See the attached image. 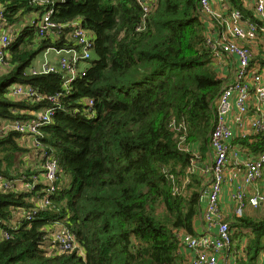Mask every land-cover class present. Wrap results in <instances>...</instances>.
I'll return each mask as SVG.
<instances>
[{
    "label": "trees",
    "instance_id": "16d2710c",
    "mask_svg": "<svg viewBox=\"0 0 264 264\" xmlns=\"http://www.w3.org/2000/svg\"><path fill=\"white\" fill-rule=\"evenodd\" d=\"M152 3L145 14L138 0H0L3 26L25 22L0 70V126L53 109L30 139L39 144L34 161L49 152L61 170L53 189L41 180L31 186L40 162L12 170L27 135L0 127V175L26 187L0 190V233L9 236H0V264H188L179 235L195 234L204 178L186 171L195 161L208 163L221 80L203 46L197 0ZM49 8L61 26L55 39L26 22ZM74 22L93 33L94 43L86 73L64 92L62 72L30 69L47 48L74 45ZM255 47L264 64V45ZM54 55L49 50L50 60ZM13 83L58 96L14 97ZM240 142L248 153L264 152L261 135ZM44 199L49 204L39 207ZM258 210L225 219L237 264H259L264 209ZM58 227L75 236L84 255L51 249L48 235Z\"/></svg>",
    "mask_w": 264,
    "mask_h": 264
},
{
    "label": "built area",
    "instance_id": "2783aa9c",
    "mask_svg": "<svg viewBox=\"0 0 264 264\" xmlns=\"http://www.w3.org/2000/svg\"><path fill=\"white\" fill-rule=\"evenodd\" d=\"M37 1L44 3L46 0ZM138 1L143 13L147 14L153 0ZM196 9L204 30L203 46L209 51L212 64L217 68L221 87L212 102L215 112L208 135L209 164L200 166L195 161L186 171V174L199 172L204 178L201 199L205 194V205L200 211L202 232L180 234L179 244L183 250L192 254L188 264H232L234 251L230 248L231 232L219 212L221 192L226 180L230 182L234 179L231 195L233 215L241 217L247 208L264 209V184H259L264 178V152L251 154L245 151L241 142H233L235 134L231 128L232 124L238 129L247 123L251 128L248 137H264V64L254 58L257 43L264 45V0H197ZM2 12L3 6L0 4V21L3 20ZM53 12L49 8L42 13H34L26 22L37 27L38 36L55 39L59 36L61 26L52 20ZM20 27L21 24L3 26L0 23V70L6 65L9 55L6 49L18 36ZM71 33L70 38L74 44L72 47L47 48L37 64L30 69L32 74L62 72L64 92L70 89L73 80L86 73L94 43L93 33L81 28L77 22L73 23ZM49 50L55 53L54 60L49 59ZM9 90L14 97H30L37 102L53 101L58 96H43L30 86L17 83H13ZM251 97L254 98L255 105L250 115L248 101ZM87 103L92 104V100L87 99ZM53 113L51 108L39 110L34 113V119L5 122L0 127L3 131L18 130L30 137L51 121ZM241 137L246 138L247 135ZM32 143L35 147L39 145L33 140ZM38 157L41 171L33 176L31 186L41 180L50 184V189H53L52 184L61 171L57 159L45 151H41ZM228 167L231 168L227 169ZM19 181L7 180L0 175V190H18ZM20 183L19 190H26L25 185L21 181ZM47 204L48 200L44 199L39 207ZM32 213L27 217L30 218ZM211 228L215 229L214 233L210 231ZM0 236L9 237L5 232H1ZM48 237L53 242L51 249L55 253L75 252L84 255L70 231L58 227ZM260 254L259 264H264V251Z\"/></svg>",
    "mask_w": 264,
    "mask_h": 264
},
{
    "label": "crops",
    "instance_id": "0c3cea01",
    "mask_svg": "<svg viewBox=\"0 0 264 264\" xmlns=\"http://www.w3.org/2000/svg\"><path fill=\"white\" fill-rule=\"evenodd\" d=\"M224 69L227 70V68H224ZM216 70H217V68H216ZM248 102H249V108L251 109V111H250V115H251L254 111V105H255L254 98L251 97ZM231 117L229 118L230 122H231ZM231 128L235 134L233 142H236V143H239L240 140L245 139V138H242L241 135H247V137H248V135L251 133V128L247 123L242 128H238V129H236L234 127V125L232 124ZM33 159L35 160V158H33ZM35 163H38V160L35 161ZM230 168L231 167H228L227 169H230ZM233 181H234V179L230 180V182L227 179L226 183L223 185V189L221 192L222 195H221L220 203H219V212L221 213V216L223 219H226L228 217H233V213H234V212H232L233 211V201L231 199V195H232V192L234 189V185L232 184ZM259 184L260 185L264 184V178L259 182ZM248 191H250V188L248 189ZM204 197H205V194L202 196V199H201L202 208L205 205V198ZM246 210L250 211V210H256V209L247 208ZM261 210H263V208H260L258 211H261ZM214 230H215L214 228L210 229V231L212 233L215 232ZM194 231L202 232V222H201V216L200 215L197 217V220L195 222ZM182 252H184V255L187 257V263H189L190 259L192 258L191 252L187 251V250H183V249H182ZM232 264H237V263H235L234 259H233Z\"/></svg>",
    "mask_w": 264,
    "mask_h": 264
},
{
    "label": "rangeland",
    "instance_id": "374dc122",
    "mask_svg": "<svg viewBox=\"0 0 264 264\" xmlns=\"http://www.w3.org/2000/svg\"><path fill=\"white\" fill-rule=\"evenodd\" d=\"M23 23H25V22H22L21 26L23 25ZM30 138H31V136L30 137L26 136L25 138L22 139L21 143H23L24 145L26 144V147L24 148V146L22 144H20V149L21 150H19V151L17 150L18 153L16 154V160L14 162L15 164L12 167L13 171H14L15 168H17L18 170L19 169H25L28 166H31V165H35L36 166V164H38V163H35V161L33 159L35 157L36 147L34 146V144L32 143ZM20 158H25L26 159V163H21L22 160ZM206 160H208V158H206ZM207 164H209V161H208ZM20 184L21 183L19 181L17 183V187L18 188L20 187ZM260 255L261 254H259V256Z\"/></svg>",
    "mask_w": 264,
    "mask_h": 264
}]
</instances>
